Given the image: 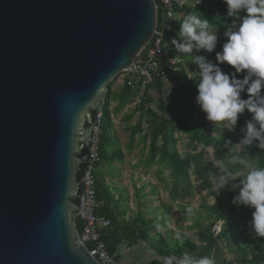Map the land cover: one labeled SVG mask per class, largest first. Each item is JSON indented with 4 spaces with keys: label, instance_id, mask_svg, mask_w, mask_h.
I'll list each match as a JSON object with an SVG mask.
<instances>
[{
    "label": "water",
    "instance_id": "water-1",
    "mask_svg": "<svg viewBox=\"0 0 264 264\" xmlns=\"http://www.w3.org/2000/svg\"><path fill=\"white\" fill-rule=\"evenodd\" d=\"M156 4L0 0V264H101L73 224L84 161L104 91L140 60Z\"/></svg>",
    "mask_w": 264,
    "mask_h": 264
},
{
    "label": "rangeland",
    "instance_id": "rangeland-1",
    "mask_svg": "<svg viewBox=\"0 0 264 264\" xmlns=\"http://www.w3.org/2000/svg\"><path fill=\"white\" fill-rule=\"evenodd\" d=\"M199 2L200 0H192L189 4L195 7ZM159 20H163L161 15H159ZM210 28L217 31L220 37L216 49V51H219L220 45L226 39L223 37L225 27L214 26ZM172 38H168L166 42L169 49H171ZM174 52L178 53L176 50ZM178 54L183 56L182 53ZM186 55L192 61V56L190 54ZM214 55V53L211 54L209 58L214 60ZM117 81V77L111 80L110 87ZM122 87L121 83L117 86L118 90L115 95L117 100ZM169 88L170 86L166 88L165 96H162L167 102L171 99ZM140 93L142 95L143 90H140ZM146 93L147 100L139 102L137 98H133L123 106L118 104L120 133L117 135L112 131V134L115 148L122 154V160L110 163L104 162L99 165L105 170L108 164L114 166L117 171L113 175L115 178L114 185L105 184L115 198H121L120 210L124 211L126 219L131 220L136 215L142 214L143 221L148 222L146 230L149 238L156 237L160 242L166 240L170 243L175 241L181 244L190 242L200 248L204 244L201 232L216 225L213 218L214 207L217 202L216 195L223 196L225 192L230 191L227 188L218 189L217 177L220 166L222 164L227 165L233 171L240 169L239 165H229V159L235 154L236 143L239 140L230 141L227 130L223 127L225 122L212 124L207 121L205 114L196 104L190 116L198 121L200 126L214 130L211 136L216 143L221 139L224 142L218 143L216 146H204L192 141L184 126L178 125V122L172 126L176 139L175 147L179 156L191 158L189 180L192 184V194L189 196L183 195L181 186L175 192L169 169L163 162L159 161L162 152L157 153L153 162L149 161L150 125L155 121L147 109L158 113V115H162L163 112L158 108L160 99L157 93H153V91H147ZM145 101H147V107L145 106V109H143L141 105ZM165 116L169 117L170 115L166 113ZM247 118H249V114L245 112L240 116L238 123L242 122L243 125ZM200 121L203 122V125ZM160 143L161 137L158 136L157 145L159 146ZM240 154L253 164L251 156L244 154L243 150ZM188 206L195 209V215L190 216L192 218H186L189 217L186 212ZM249 210L253 211L252 209ZM176 233H180V239H176ZM218 233H216L217 242L211 254V259L214 260L215 264H263L261 253L255 250V234L251 232L250 228L239 225L236 231L228 232L225 236H220ZM239 233L243 234L248 241L246 245H241L244 251L240 250L235 242ZM121 245V259L118 264H144L157 257L148 240L138 239L135 244L129 245L123 242ZM242 256L243 258H241Z\"/></svg>",
    "mask_w": 264,
    "mask_h": 264
},
{
    "label": "clouds",
    "instance_id": "clouds-1",
    "mask_svg": "<svg viewBox=\"0 0 264 264\" xmlns=\"http://www.w3.org/2000/svg\"><path fill=\"white\" fill-rule=\"evenodd\" d=\"M202 0H200V3ZM231 22L225 26L226 38L216 51L220 37L210 28L209 20L197 14L186 15L180 23L178 37L171 44L178 53L190 54L198 67L195 102L212 124L223 123L235 132L240 116L247 112L239 128L240 139L229 165H221L218 189L227 188L236 194L232 203L252 209L248 227L257 238H264V167L253 166L241 150L255 145L264 150V0H222ZM206 53V54H202ZM214 55V60L209 58ZM227 66L228 70H225ZM195 215L192 206L186 208ZM176 233V239H180ZM215 264L210 257L196 258L184 252L180 258L168 256L163 264Z\"/></svg>",
    "mask_w": 264,
    "mask_h": 264
},
{
    "label": "trees",
    "instance_id": "trees-1",
    "mask_svg": "<svg viewBox=\"0 0 264 264\" xmlns=\"http://www.w3.org/2000/svg\"><path fill=\"white\" fill-rule=\"evenodd\" d=\"M182 9L184 11L183 18L188 14H197L200 15L201 18L208 19L210 27H225L232 19L226 16V5L222 0H202V2H199L195 7L184 5ZM183 18L174 22L172 30L166 37V41L170 37H178L180 23ZM171 51H175L173 45H171ZM183 57L188 63H192L191 59L186 54H183ZM225 70L228 69L225 68ZM169 79L171 82L169 84H164L160 79H155L149 84L150 86L154 85L159 93H161L165 85H171L169 88L171 100L167 102L165 99L160 98L158 108L163 112L162 115H158V113H154L146 108L155 121L150 125L151 139L149 161L153 162L157 153L161 151L162 155L159 161L163 162L169 169V175L174 183L175 192H177L181 186L183 195L189 196L192 194V184L189 180L191 158H183L179 156L175 147L176 139L173 134L172 126L178 122V125L184 126L192 141L204 146H216V144L223 143L224 141L221 139L216 143L211 136L214 130L200 126V123L190 116L196 106L194 101L197 95L196 83L198 82L199 76H191L188 73L181 72H170ZM110 82L107 85L103 103L101 105L103 116L100 135V153L103 161L100 164L122 160V154L115 148V143L113 141L111 111L109 110L111 96ZM134 92L135 89L133 87L124 84L118 95L119 106H123L130 99L134 98ZM146 94L145 98L147 100L148 96ZM145 104H147V101L141 105L143 109H145ZM166 113L170 116H165ZM200 122L202 123L201 125H203V122ZM241 125L242 122H239L237 127ZM226 132L229 135L230 141L235 142L240 139L239 136L232 132H229L228 130ZM158 136L161 137V143L159 146L157 145ZM243 152L247 156H251L254 166L264 167V154L256 155L255 145L250 147L247 151L243 150ZM84 164L85 163L82 162L79 166L82 167ZM80 177L81 173H78L76 182L79 181ZM96 179L97 195L103 203L102 207L98 210V215L110 220V225L103 230L102 238L106 242L108 250L115 255L114 260L117 264L121 259V255L118 252L120 245L123 242H126L129 245L135 244L138 239L148 240L149 245L157 255L156 258H152L148 263L144 264H163L165 257L174 255L177 258H180L184 252H188L196 258L205 256L211 258V254L217 242L216 231L213 228L214 225L207 228L204 232H201L204 244L200 248L190 242L181 244L178 241H175L170 243L166 240L160 242L156 237L149 238L148 231L146 230L148 222L143 221L142 214L136 215L131 220L126 219L124 211L120 210L122 204L121 198H115V196L109 191L105 182L97 177ZM235 194L236 193L233 191H227L223 196L216 195L217 202L214 207L213 218L216 221L215 224H220L221 230L218 233L220 236H225L228 232L236 231L239 225L248 227V222L251 220V211L249 208L245 206H237L231 202ZM186 218L192 217L189 216ZM78 227L81 228L80 225H78ZM235 242L240 250H243L241 245H246L248 243L246 237L240 233ZM254 244L255 250L261 253V262L264 264V238H257L255 236ZM241 258H243V256Z\"/></svg>",
    "mask_w": 264,
    "mask_h": 264
},
{
    "label": "built area",
    "instance_id": "built-area-1",
    "mask_svg": "<svg viewBox=\"0 0 264 264\" xmlns=\"http://www.w3.org/2000/svg\"><path fill=\"white\" fill-rule=\"evenodd\" d=\"M155 1L157 3V22L150 42L143 49V54L141 52L140 60L115 76L118 80H122L123 84L133 87L136 98L141 101L146 99L144 89L155 79H160L164 84L171 83L170 72L199 76L196 65L188 63L183 56L172 52L166 46V37L172 30L174 22L181 20L184 16L183 0ZM158 5H162L163 10H159ZM159 15L162 16V21L159 20ZM140 90H143L142 95ZM145 106L147 107L146 104ZM102 116L103 111L99 107L90 137L89 158L84 161L87 162L83 171L84 180H80L84 190L85 206L80 212L74 213L76 220L73 224L77 230L79 241L87 247L91 256L95 257L101 264H117L114 260L115 255L108 250L107 244L102 238L103 230L110 225V220L98 215V210L103 204L97 195L96 179V170L103 161L100 153ZM242 126L236 127V131L232 133L240 137L239 128ZM259 154H264V150L256 147V155ZM214 230L216 233L221 230L219 223L214 225Z\"/></svg>",
    "mask_w": 264,
    "mask_h": 264
},
{
    "label": "crops",
    "instance_id": "crops-1",
    "mask_svg": "<svg viewBox=\"0 0 264 264\" xmlns=\"http://www.w3.org/2000/svg\"><path fill=\"white\" fill-rule=\"evenodd\" d=\"M191 1L192 0H183L184 5H186L188 7H194V5L189 4V2H191ZM120 83L122 84V86L124 85L122 83V80H118L117 82H115V84L111 85V87H110L111 96H110V103H109L110 104L109 108L111 111L112 131H113V133H116L117 135H119V133H120V125H119V117H118V111L119 110L117 108L118 107V103H117L118 100L116 98L117 96L115 97V95H116V91L118 90L117 86ZM168 86H171V85H165L163 90L161 91V93H159L154 85H151V86L148 85L144 89V92L146 93L147 91H151V92L153 91V93L154 92L157 93V95L159 96V99H160V98H163L162 96H165V90H166V88H168ZM136 97L137 96H134V98H136ZM138 101L140 102L141 100H138ZM194 104L196 105L195 101H194ZM139 110H140V108H139ZM103 170L104 169L102 168V166L97 168V170H96L97 178L103 180L108 185H110V184L114 185L115 178L113 177V175H115L117 172L115 170V167L107 164V166L105 167V170L104 171ZM75 220H76V218H75ZM124 243H126V242H124ZM121 247H122V245H120V247L118 248L119 254L121 253Z\"/></svg>",
    "mask_w": 264,
    "mask_h": 264
}]
</instances>
